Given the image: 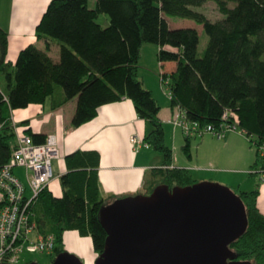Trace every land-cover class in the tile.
Instances as JSON below:
<instances>
[{
	"label": "trees",
	"instance_id": "obj_1",
	"mask_svg": "<svg viewBox=\"0 0 264 264\" xmlns=\"http://www.w3.org/2000/svg\"><path fill=\"white\" fill-rule=\"evenodd\" d=\"M208 2L218 5L223 20L212 22L197 10ZM101 15L108 16L107 27L99 23ZM170 18L192 20L204 27L209 43L202 55L199 30L174 29ZM36 34L61 45L60 62L49 56V44L46 50L31 45L11 69L6 61L9 36L0 28V167L11 159L16 141L13 113L45 103L57 87L68 100L78 98L73 128L93 121L104 105L132 100L139 117L152 125L146 143L170 160L161 107L139 78L142 48L148 44L161 48V62L177 63L176 71L166 75L172 107H183L201 127H220L229 111L242 129L257 137L258 145L264 142V0H95L94 8L90 0H52ZM26 132L35 144L47 142L44 135ZM185 150L189 154V146ZM100 161L94 151L70 154L65 158L68 172L60 178L63 197H55L49 188L40 195L35 220L42 233L55 236L57 256L67 251L69 231L91 237L95 252L104 253L108 234L101 210L118 199L105 198L101 192ZM259 164L258 159L255 167ZM160 171L161 185L171 189L198 183L184 169ZM259 195V188L239 195L247 208L249 227L230 246L236 261L264 264Z\"/></svg>",
	"mask_w": 264,
	"mask_h": 264
},
{
	"label": "crops",
	"instance_id": "obj_2",
	"mask_svg": "<svg viewBox=\"0 0 264 264\" xmlns=\"http://www.w3.org/2000/svg\"><path fill=\"white\" fill-rule=\"evenodd\" d=\"M51 1L0 0V28L9 36L6 61L11 69L15 68L20 53L31 45L46 50L49 44V56L55 63L60 62L61 45L53 40L39 39L36 34ZM105 24L102 26L107 27L110 21ZM160 51L159 46L152 44L142 48L139 78L161 107L159 116L164 125L165 142L172 152L168 161L163 153L151 147L132 144L134 136L146 143L145 138L151 132L152 125L139 117L133 101L127 98L102 106L93 121L79 128L72 127L78 98L68 100L60 87L45 103L31 104L26 109L14 112L15 119L24 124L26 131L46 137L57 136L60 159L53 162L54 178L49 187L55 197L62 198L64 195L60 178L68 172L65 158L79 150L100 154L98 173L101 192L109 199L145 195L161 185L163 171L160 170L166 165L189 171L198 182L211 179V174L218 172L208 166L209 160L214 158L211 151L219 159L224 151L232 149L233 140L227 137L228 140L221 142V145H215L218 148H212V140L205 138L209 135L188 138L182 129L174 126L176 108L172 107V101L162 87L161 76L174 73L177 63L161 62ZM186 146H189V154L185 150ZM263 168L261 166L257 170ZM261 178L263 184L259 188L258 207L264 214V175ZM65 247L85 264H95L99 257L92 238L83 237L78 231L66 233Z\"/></svg>",
	"mask_w": 264,
	"mask_h": 264
},
{
	"label": "water",
	"instance_id": "obj_3",
	"mask_svg": "<svg viewBox=\"0 0 264 264\" xmlns=\"http://www.w3.org/2000/svg\"><path fill=\"white\" fill-rule=\"evenodd\" d=\"M101 221L108 237L95 264H253L230 248L248 230L246 205L220 184L159 185L105 206ZM52 264L85 263L66 251Z\"/></svg>",
	"mask_w": 264,
	"mask_h": 264
},
{
	"label": "built area",
	"instance_id": "obj_4",
	"mask_svg": "<svg viewBox=\"0 0 264 264\" xmlns=\"http://www.w3.org/2000/svg\"><path fill=\"white\" fill-rule=\"evenodd\" d=\"M161 84L172 101L170 79L166 75L161 76ZM175 108L174 126L182 129L186 137L212 135L224 141L230 133L240 132L247 135L257 147L260 163L264 167V142L258 145L257 137L242 129L233 113H224L220 127H201L188 118L183 107L177 105ZM12 120L16 133L13 153L9 162L0 167V264H22V254L26 251L52 255L56 248L55 236L40 231L35 220V207L41 193L50 187L54 178L53 162L60 159L57 136H48L45 144H35L24 125L15 119L14 113ZM2 126L0 123V129ZM132 144L150 148L137 136L132 138ZM161 169L173 170L175 166L166 165ZM16 170L25 171L26 184L15 174ZM256 173L264 174V168L252 172Z\"/></svg>",
	"mask_w": 264,
	"mask_h": 264
},
{
	"label": "rangeland",
	"instance_id": "obj_5",
	"mask_svg": "<svg viewBox=\"0 0 264 264\" xmlns=\"http://www.w3.org/2000/svg\"><path fill=\"white\" fill-rule=\"evenodd\" d=\"M90 6L94 8L95 0H90ZM234 6V4H230L231 8H233ZM197 10L205 14V16L212 22H217L218 20H223L225 18V15L221 14L218 5L215 2H208L203 7L198 8ZM169 20L171 26L174 29L194 27L200 31L201 42L199 52L202 55L209 43V37L204 31V27L198 25L192 20H184L181 18H170ZM98 21L101 24L106 25L105 23L106 21H109V18L106 15H101ZM205 138L212 140V148H218L216 147L217 145H221V142L226 141L219 140L212 135L206 136ZM228 139L233 140L232 149L224 151L223 156H221L219 159L215 157L216 153H214V151H211V155H213L214 158L209 160L208 166H210L212 170L216 169V171L218 172L215 174H211V179L202 182L220 184L222 186L230 188L238 195H240L242 192H249L261 188V185L263 184L261 176L264 174H252V172H258L257 169L263 166L262 163H260L255 167L259 159L257 147L254 145V143L251 142L250 138L247 135L240 132L230 133L228 135ZM255 140L256 139L254 138L253 141ZM15 174L22 180L23 183L26 184L27 180L24 170H16ZM56 258V254H40L30 253L26 251L22 254L21 263L29 264L34 262L38 264H52Z\"/></svg>",
	"mask_w": 264,
	"mask_h": 264
}]
</instances>
